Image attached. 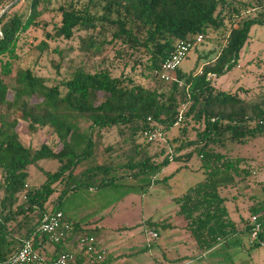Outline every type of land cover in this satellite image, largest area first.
<instances>
[{
  "label": "trees",
  "instance_id": "1",
  "mask_svg": "<svg viewBox=\"0 0 264 264\" xmlns=\"http://www.w3.org/2000/svg\"><path fill=\"white\" fill-rule=\"evenodd\" d=\"M59 1L55 9L59 21L47 38L70 40L74 31L83 32L78 51L84 58H97L108 46L116 48L118 58L126 55L132 59L128 71L132 74L139 68L143 79L153 77L176 41L204 37L208 30L217 31L228 23L229 27L215 57L199 73L197 68L186 74L179 68L175 71L182 83L180 88L175 84H166V89L161 85L146 88L134 82L130 74L115 75L106 67L93 71L77 68L48 87L43 79L15 64L21 40L49 10L50 0H27L25 13L9 15L8 10L0 16V264L15 254L22 240H30L36 252L41 244H49L39 225L53 213L60 212L61 222L68 227L65 240L83 234L85 224L68 220L67 203L75 195H88L89 201L95 200L103 210L123 196H142L162 167L181 158L186 162L192 154L198 157L204 177L176 199L175 214L183 219V229L198 252L225 241L236 228L218 189L233 186L235 180L247 177L249 172L240 167L242 159L226 157L210 145L221 144L225 134L238 143L263 135L264 110L235 93L215 90L211 76H220L236 64L250 27L263 25L264 15L242 16L253 7L249 2L236 3L241 9L233 4L235 0ZM256 4L264 9V0H256ZM232 19L236 23L232 24ZM41 48L45 45L41 44ZM13 67L16 87H12L9 101L6 78ZM122 67H126L125 63ZM98 95L100 100H95ZM8 113L14 115L11 120L5 119ZM82 119L88 122L85 129L77 122ZM19 122L28 132L50 130L57 149L46 144L38 149L24 146L16 131ZM190 124L202 126L196 138L180 141L170 150L179 136L186 135ZM175 128L178 137L169 141L166 135ZM153 129L160 131L164 142H146L142 138L143 132ZM109 130H114L115 140L101 147L104 161L78 170L81 161L95 154V134ZM157 142L161 148L153 153L150 146ZM190 147L193 149L186 151ZM43 159L56 161V170L45 173L44 182L36 188L26 189L27 167ZM261 191L263 198L253 200L247 209L249 216H264V186ZM159 225L162 224L148 221L145 224L153 231ZM244 229L247 232L246 225ZM259 237L264 242V234ZM61 244L53 246L57 249ZM84 255L103 264L96 260V249ZM43 258L50 261L55 257Z\"/></svg>",
  "mask_w": 264,
  "mask_h": 264
},
{
  "label": "rangeland",
  "instance_id": "2",
  "mask_svg": "<svg viewBox=\"0 0 264 264\" xmlns=\"http://www.w3.org/2000/svg\"><path fill=\"white\" fill-rule=\"evenodd\" d=\"M12 1L0 0V13ZM247 2L253 9L246 14L243 13L242 16H257L258 13L264 15V9L262 6H257L256 0H235L233 4ZM58 4H60L59 0H50L49 10L37 19V26L29 28L25 33V38L20 42L21 48L17 52L18 59L15 64L20 70L28 69L32 76L43 79L44 85L51 87L77 68L93 71L106 67L115 75L119 72L130 74L133 81L143 87L161 85L166 89L165 83H159L153 77L143 79L139 75V68L131 74L128 69L132 59H127L126 55L118 58L115 55L116 48L108 46L102 49L101 56L84 58L78 51L79 38L85 35L83 32L74 31L70 40L47 38V34H52L53 25L59 21L58 13L55 11ZM26 6L27 0H18L16 5L9 9V15L25 13ZM236 7L243 9L240 5ZM233 23H236L235 19H232ZM228 25L229 23L225 24V28L217 31H207L202 43L195 46L181 61L179 65L181 73L186 74L194 68H197L196 72L199 73L203 65L213 60L223 44ZM41 44L45 45L44 49L41 48ZM124 63L126 67H122ZM15 71L16 68L13 67L10 76L6 78L9 87L6 99L9 101L12 100V87H16ZM211 85L217 91L235 93L239 98L264 110V24L250 27L247 39L238 52L236 64L224 74L211 77ZM100 98L98 95L95 100ZM0 112L3 113V109ZM13 117L14 115L8 113L5 119L11 120ZM77 122L81 129H85L88 125L83 119ZM189 127H194L195 130ZM201 129V125L190 124L186 135L179 136L177 143L169 146L170 150L180 141H193ZM16 131L24 146L38 149L41 144H46L52 149H57L50 130L37 129L28 132L25 125L19 122ZM174 137H178L176 128L166 135L169 141ZM227 137L228 134L223 135L221 144H212L210 148L226 157L242 159L240 167L249 172L247 177L237 179L233 186L218 189V195L223 199V207L228 218L235 224L236 231L233 235L210 250L198 252L183 229V219L175 214L176 199L188 188L202 182L204 177L198 157L192 154L186 162L181 158L170 161L162 167L154 176V182L149 190L142 196L126 195L119 198L115 210L103 220L105 229H85L83 234L91 236L94 242H97V248L105 252L101 256V261L105 264H262L264 245L260 247L253 244L244 227L249 219L248 206L252 205L253 200L263 198L261 186H264V134L245 138L244 143L231 141ZM114 140V130L95 134V154L88 160L81 161L78 168L102 163L104 158L101 147ZM162 140L165 139L162 137ZM160 148V143H153L150 151L157 153ZM192 149L193 147H190L186 151ZM165 154L166 152L163 153ZM57 166L56 161L43 159L35 166L27 167L26 189L32 190L42 184L45 173L54 172ZM1 196L0 189V199ZM20 201L22 200H18V203ZM148 220L162 224L156 228L157 239L151 240L145 236L149 229L144 223ZM53 250V245L45 243L44 247L39 249V254L44 257V251ZM82 259L84 264H98V261L86 255H82Z\"/></svg>",
  "mask_w": 264,
  "mask_h": 264
},
{
  "label": "built area",
  "instance_id": "3",
  "mask_svg": "<svg viewBox=\"0 0 264 264\" xmlns=\"http://www.w3.org/2000/svg\"><path fill=\"white\" fill-rule=\"evenodd\" d=\"M202 41V35H196L192 39L176 41L172 50L160 64L159 69L153 73V78L161 83L175 84L178 88L182 87V83L175 77V71L179 68L185 56L195 46L200 45ZM142 138L146 142H164L158 129L143 132ZM246 226L250 241L253 244L263 247L264 243L259 235L264 234V216L250 215ZM67 230L68 227L64 226L61 222L60 212L45 216L39 225L40 233L43 234L46 241L52 245L63 242L65 238H67ZM145 236L151 240L157 238V234L153 231L146 232ZM76 245L83 254L95 252L94 239L87 234L79 235ZM101 256V253L96 252V260H100ZM72 260L73 255L71 253H60L52 260L47 261L32 249L30 240H22L15 254L2 264H69Z\"/></svg>",
  "mask_w": 264,
  "mask_h": 264
},
{
  "label": "crops",
  "instance_id": "4",
  "mask_svg": "<svg viewBox=\"0 0 264 264\" xmlns=\"http://www.w3.org/2000/svg\"><path fill=\"white\" fill-rule=\"evenodd\" d=\"M99 164V163H98ZM89 167V166H87ZM86 168V167H85ZM83 169V168H82ZM79 170V168H78ZM171 176V175H170ZM236 182V180H235ZM150 188V187H149ZM148 188V190H149ZM147 190V191H148ZM92 191H90L91 193ZM90 195V194H89ZM129 195H134V194H129ZM138 196V195H137ZM68 216L70 217L68 220L72 224H75V222H78V224H85L86 229L90 230L91 228L93 230L99 229H105L103 226V220L105 217L110 216L112 212L115 210L116 207V202L110 204L103 210H99V205L97 202L94 200L93 203L89 201V197L86 194H80V195H75L68 201ZM249 208V206H248ZM70 214V215H69ZM148 222H151L148 220ZM147 223V221L144 223V225ZM154 223V222H153ZM82 227V226H81ZM148 231H153L149 229ZM156 233V231H153ZM78 236L72 235L70 238L66 239L62 244L56 249L54 248L53 251H44V256H46L48 259L57 256L60 252H68L73 255V259L70 264H76L79 262V264H84V261L82 259V253H80L77 245H76V239ZM157 239V238H156ZM45 243L41 244V246L37 249V252L39 253V249L44 247ZM95 249L96 252L105 254L104 251L99 250L97 248V242L95 241ZM101 261V259H100ZM103 264L105 262L103 261Z\"/></svg>",
  "mask_w": 264,
  "mask_h": 264
},
{
  "label": "water",
  "instance_id": "5",
  "mask_svg": "<svg viewBox=\"0 0 264 264\" xmlns=\"http://www.w3.org/2000/svg\"><path fill=\"white\" fill-rule=\"evenodd\" d=\"M18 0H13L9 5H7L0 13V16L5 13L6 11H8L13 5L16 4Z\"/></svg>",
  "mask_w": 264,
  "mask_h": 264
}]
</instances>
